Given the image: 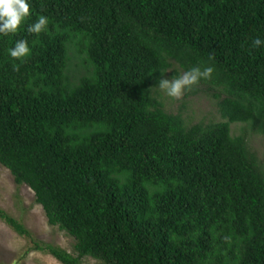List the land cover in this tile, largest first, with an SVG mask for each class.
Returning <instances> with one entry per match:
<instances>
[{"label": "trees", "instance_id": "trees-1", "mask_svg": "<svg viewBox=\"0 0 264 264\" xmlns=\"http://www.w3.org/2000/svg\"><path fill=\"white\" fill-rule=\"evenodd\" d=\"M0 36V164L76 254L62 264H264V0H30ZM39 15L47 31L28 34ZM18 39L31 54L8 55ZM223 121L188 125L154 88L206 62ZM78 63L71 65L73 60ZM20 235L25 226L0 209Z\"/></svg>", "mask_w": 264, "mask_h": 264}, {"label": "rangeland", "instance_id": "rangeland-1", "mask_svg": "<svg viewBox=\"0 0 264 264\" xmlns=\"http://www.w3.org/2000/svg\"><path fill=\"white\" fill-rule=\"evenodd\" d=\"M73 60L71 65L78 63ZM168 78H171L167 76ZM194 88V87H193ZM165 108L172 114L181 113L188 125L199 122L204 124L223 121L218 102L212 90L192 94V90L173 100L160 90ZM233 135L248 133L250 149L260 161H264V135L254 133L249 125L234 123L231 125ZM0 209L22 223L31 237L20 235L7 222L0 219V264H62L54 256L36 249V242L62 248L69 253L75 252V239L58 227L49 225L41 205L35 201V195L28 185H18L8 168L0 164ZM81 264H103L92 257H86Z\"/></svg>", "mask_w": 264, "mask_h": 264}, {"label": "clouds", "instance_id": "clouds-1", "mask_svg": "<svg viewBox=\"0 0 264 264\" xmlns=\"http://www.w3.org/2000/svg\"><path fill=\"white\" fill-rule=\"evenodd\" d=\"M30 0H0V36L17 33L26 19L30 16ZM49 20L44 15H39L37 19L26 28L28 34L39 35L47 31ZM264 46V40L255 38L252 41V48ZM8 55L15 60H22L31 54L29 43L26 39H18L14 46L9 48ZM214 57L209 54L206 62L193 65L176 72L171 78L166 76L168 71H160V78L154 88L159 89L170 99H180L186 91H190L200 82L210 81L215 72L211 63Z\"/></svg>", "mask_w": 264, "mask_h": 264}]
</instances>
